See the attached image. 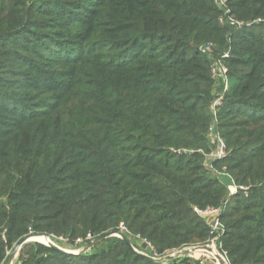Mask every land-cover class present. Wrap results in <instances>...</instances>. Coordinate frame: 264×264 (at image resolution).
<instances>
[{
    "label": "trees",
    "instance_id": "16d2710c",
    "mask_svg": "<svg viewBox=\"0 0 264 264\" xmlns=\"http://www.w3.org/2000/svg\"><path fill=\"white\" fill-rule=\"evenodd\" d=\"M219 1L0 0V264L29 233L74 247L121 224L158 256L203 245L211 218L193 208L226 200L220 252L264 264V0ZM228 49L214 126L227 154L208 162L210 65ZM17 259L205 264L149 260L116 236L76 255L30 241Z\"/></svg>",
    "mask_w": 264,
    "mask_h": 264
},
{
    "label": "built area",
    "instance_id": "2783aa9c",
    "mask_svg": "<svg viewBox=\"0 0 264 264\" xmlns=\"http://www.w3.org/2000/svg\"><path fill=\"white\" fill-rule=\"evenodd\" d=\"M219 3L221 5H223L224 0H220ZM230 23L236 25V28H239V29L243 25L242 22L235 21L231 18H230ZM249 24L250 23H246L245 25L248 26ZM211 45H212L211 42H207L203 46V51L208 52V53L211 52ZM229 50L230 49L226 50L219 58H217L216 60H213L211 62V65H210V73H211L212 78L215 81V92H214L215 97H214L213 101L211 102V111H212L214 119H213V123L208 128L207 136L210 139V142L214 144V148L210 149L209 152L205 153V157H206L208 162L214 161L216 159H221V158L225 157L227 154L226 145H225L223 139L220 137L219 133L217 131H215L214 126H215V122L217 120L218 108L222 104V100L224 98L225 92L229 88V82H228V77H227L228 69L224 63V60L226 58H228V56H229ZM196 151L202 152L201 149H197ZM172 152L175 154H187V153L194 152V150L191 148H189V149L188 148H182V149H173ZM224 169H225V167H223V170ZM217 174L218 175H225L226 177H228V179H230L229 175L223 171L217 172ZM230 181H231V183H229L227 185V190H228L229 196H233L236 193H238L239 188L233 180L230 179ZM226 202H227V200H226ZM226 202L222 206H219V207H206L203 209L198 208V207L193 208L194 212L198 216L211 218V220H210L211 221L210 222V234L213 235V237H212L213 244L212 245L214 246L215 249H216V247L220 249V244H219V246H217L216 242L218 241L219 237L224 233V227H223L222 222L219 219V215L222 212V210H224V208L226 206ZM120 228L123 230H126L122 224L120 225ZM49 239L53 243H55L57 246H59V245L56 243L55 240H57L58 242L63 241L66 243V238H63L62 236H50L49 235ZM88 239H90V240L92 239L90 235H87L86 240H88ZM76 241L79 242L80 240H76ZM44 243H46V242H44ZM44 243L42 242V244H44ZM142 243L143 244L146 243L145 248L148 247L147 251L149 250V252L150 251L153 252L152 255H150V256H152L155 259L162 258V256H158L156 254V252L153 250V247L151 246V244L149 242L144 240ZM59 247L63 248L61 246H59ZM64 249L71 250L68 248H64ZM72 251H75V250H72ZM172 252H174V251H172ZM220 253L223 255L224 258L227 259L224 252H220ZM227 261H228V259H227Z\"/></svg>",
    "mask_w": 264,
    "mask_h": 264
},
{
    "label": "water",
    "instance_id": "95a60500",
    "mask_svg": "<svg viewBox=\"0 0 264 264\" xmlns=\"http://www.w3.org/2000/svg\"><path fill=\"white\" fill-rule=\"evenodd\" d=\"M214 92H215V88L213 89V93ZM34 236H43V237H45L47 239V242L44 243L46 246L51 247L53 249H56V250H58V251H60L62 253L72 254V255L85 253L86 251L91 249L94 245H96L97 243L103 241L104 239H106L108 237L116 236V237L121 238L136 253H139L140 255L144 256L145 258H147L149 260L169 261V260H171V259H173L175 257L191 256L190 254L192 252L196 251V250H204L207 253L211 254L216 259L217 264H229L227 259L223 257V255L220 253V251L216 250L217 251L216 253H212L211 246H209L207 244L184 247V248H181V249L173 252L172 254L165 255L164 257H162L160 259H155L152 256H150L148 254H145V253L135 249L133 247L130 239L122 231H108V232H105V233H103V234H101V235H99V236H97L95 238H92L83 247H81V249H78L76 251L60 248L59 246H57L55 243H53L49 239V235H47V234L29 233V234H26L23 237H21L18 241H16V243H14L12 248L7 252V254H6V256H5V258H4V260L2 261L1 264H14V261H15L16 257L18 256L19 250L22 247V245H24L27 242L33 241L34 239H32V238ZM143 247L145 249L146 243L143 244Z\"/></svg>",
    "mask_w": 264,
    "mask_h": 264
},
{
    "label": "rangeland",
    "instance_id": "374dc122",
    "mask_svg": "<svg viewBox=\"0 0 264 264\" xmlns=\"http://www.w3.org/2000/svg\"><path fill=\"white\" fill-rule=\"evenodd\" d=\"M219 5L220 6H222L220 3H219ZM220 177H221V179H222V181H223V183L224 184H226V186L229 184V183H231V181L225 176V175H220ZM242 189H244L245 190V194L248 192L247 190H246V188L244 187V188H242ZM228 195H229V193H228ZM120 228V227H119ZM120 231H122L123 233H125L126 235H127V237L128 238H130L129 236H128V232H127V230H123V229H121L120 228ZM135 238L137 239V237L136 236H133V239H131V241L133 242V244L135 243L136 244V247L133 245V247L135 248V249H137V250H139V251H142L143 253H145V254H150V252H149V250L147 251V249H148V247L147 248H145L144 249V247H143V243H142V246L139 244V242L138 241H136L135 240ZM56 241V243L59 245V246H61V247H63V248H68V249H71V250H78V249H81V247H83L87 242H82V243H80V241L79 242H77V244H76V246H67L66 245V243L65 242H58L57 240H55ZM31 242H38V243H42V241H36V240H33V241H31ZM75 242V243H76ZM207 245H209V246H211L212 244H213V241H212V238L210 239V241L208 242V243H206ZM216 245L217 246H219V242L217 241L216 242ZM140 246V247H139ZM143 247V248H142ZM188 247V246H187ZM216 250H218L219 251V248H217L216 247ZM9 251V250H8ZM7 251V252H8ZM88 251H90V249L88 250ZM177 251V250H176ZM202 251V252H201ZM200 252H192L190 255H191V257H193V258H195V259H200V260H202L205 264H217V261H216V259L211 255V254H209V253H207L206 251H203V250H201ZM7 252H6V254H7ZM87 252V251H86ZM85 252V253H86ZM175 252V251H174ZM173 252H168V253H166V254H164V255H162V257H164L165 255H168V254H172ZM175 258H177V257H175ZM175 258H173V259H175ZM16 259H17V257H16ZM16 259H15V261H14V264H20L19 263V261H18V259H17V262H16ZM163 262H165V261H163Z\"/></svg>",
    "mask_w": 264,
    "mask_h": 264
},
{
    "label": "bare ground",
    "instance_id": "6f19581e",
    "mask_svg": "<svg viewBox=\"0 0 264 264\" xmlns=\"http://www.w3.org/2000/svg\"><path fill=\"white\" fill-rule=\"evenodd\" d=\"M32 239L37 240V241H42L43 243L47 242V239L45 237H43V236H34ZM211 249H212V253H216L217 252L213 245L211 246ZM200 251L201 250H196L194 252H200Z\"/></svg>",
    "mask_w": 264,
    "mask_h": 264
},
{
    "label": "crops",
    "instance_id": "0c3cea01",
    "mask_svg": "<svg viewBox=\"0 0 264 264\" xmlns=\"http://www.w3.org/2000/svg\"><path fill=\"white\" fill-rule=\"evenodd\" d=\"M16 262H17V259H16Z\"/></svg>",
    "mask_w": 264,
    "mask_h": 264
}]
</instances>
